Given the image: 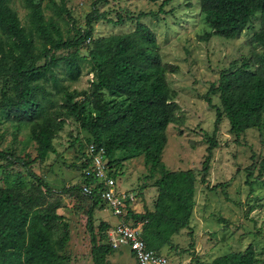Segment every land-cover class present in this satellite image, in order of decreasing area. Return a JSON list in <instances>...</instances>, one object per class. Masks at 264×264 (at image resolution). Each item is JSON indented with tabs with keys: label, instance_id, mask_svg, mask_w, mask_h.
Segmentation results:
<instances>
[{
	"label": "trees",
	"instance_id": "1",
	"mask_svg": "<svg viewBox=\"0 0 264 264\" xmlns=\"http://www.w3.org/2000/svg\"><path fill=\"white\" fill-rule=\"evenodd\" d=\"M43 1L26 0L30 25L25 27L10 6V0H0V111L6 112L8 120L31 126L30 140L35 143L36 151L35 157L29 153L18 155L14 149L0 151V264L65 262L68 257L61 253L69 244L71 231L66 217L58 211L66 208L87 218L93 263L109 264L108 257L116 251L107 241L112 226L102 222L98 238L94 225L96 209L105 207L101 191L106 184L84 175L91 162L86 153L91 144L104 148L110 176L115 180L123 162L138 156H143L150 167L146 180L153 179L154 172L159 170L153 210L145 206L142 213H136L130 209L125 222H141L143 240L150 249L161 253L164 247L173 246L175 235L190 227L199 182L194 170L171 171L162 162L168 141L166 130L176 122L178 111L166 73L168 70L174 73L178 67L163 64L157 37L141 19L159 20L168 0L163 1L157 13L134 15L127 11L126 16L119 15L116 20L99 9L100 4L112 0H97L86 17V27L73 25V38H65L60 26L46 19ZM47 1L56 14L73 20L65 0ZM199 3L210 26V31L199 40L235 39L258 16L261 30L251 43L264 48V0H199ZM100 20L114 26L135 22L136 27L131 33L94 39L93 25ZM88 41L90 47L86 45ZM84 48L87 55L82 54ZM57 52H61L59 57ZM257 60L255 72L250 71V63L246 61L235 69L221 71L218 82L203 96L216 109L215 134L223 118L229 120L230 132L237 139L250 129L263 128L264 55ZM85 62L92 68L90 92H85L81 95L84 99L78 101H74L75 95L67 93L62 109H55L58 102L55 93L62 91L61 82L79 80ZM59 68L64 69L63 79L57 73ZM48 85L56 92L49 90ZM217 94L220 108L212 103V96ZM66 119L76 122L92 140L83 145L79 136L75 139L80 143L82 185L55 189L32 167L55 152L53 140ZM215 134L207 138L209 147L201 170L202 184L209 182L210 163L218 146ZM119 152L123 156L117 157ZM17 167L21 169L16 170ZM92 185L90 195H85L84 186ZM209 188L212 191L221 188L228 196L224 184ZM145 189L147 186L143 184L137 196L143 197ZM193 262L205 264L197 258ZM259 262L250 244L246 250L216 258L210 264Z\"/></svg>",
	"mask_w": 264,
	"mask_h": 264
},
{
	"label": "rangeland",
	"instance_id": "2",
	"mask_svg": "<svg viewBox=\"0 0 264 264\" xmlns=\"http://www.w3.org/2000/svg\"><path fill=\"white\" fill-rule=\"evenodd\" d=\"M60 3V0H55ZM97 0H65L73 20L59 16L43 1L46 19H52L60 26L65 38H73V25L86 27V17ZM164 0H112L99 5L100 12H107L110 19L126 16L157 13ZM10 6L17 12L25 27H29L30 9L26 0H10ZM159 20L151 17L141 19L156 35L163 64L178 67L176 72L166 73L172 92V100L178 104L176 122L168 126L167 145L162 154V162L171 171L194 170L199 182L196 185L195 206L190 227L181 230L172 238L173 246L164 247L172 264H195L199 259L205 264L216 258L247 249L252 244L259 264H264V126L250 129L239 139L230 132V123L223 118L215 134L216 109L210 107L203 96L213 83L219 80V73L229 68L239 67L244 61L250 63V71L257 69L258 57L264 55V48L251 43V39L261 30L259 18L254 17L249 26L235 39L212 37L209 41L199 40L210 26L205 21L199 0H168ZM94 39L131 33L135 22L114 26L107 21H97L93 25ZM91 41L86 43L91 46ZM40 46L39 41L37 42ZM87 55V48L82 50ZM59 57L61 52H57ZM91 65L83 63V74L76 82L62 81V91L55 93V109H62L68 99L67 93L75 95L74 101L83 100L81 96L91 90L93 74ZM63 79L64 69H58ZM0 82V100H1ZM212 103L221 107L219 95L212 96ZM30 125H20L8 120L6 112L0 111V151L16 150L18 155L29 153L36 156L35 143L30 140ZM215 134L218 144L213 151L208 175V184L200 183L202 166L208 155L207 138ZM87 145L92 138L81 130L72 119H66L60 132L53 140L55 152L50 153L43 162L33 165V170L55 189L64 186L82 185L84 177L81 169L80 143ZM87 148V147H86ZM123 156L122 152L116 154ZM17 167L16 170H20ZM150 167L143 156L125 160L118 170L116 189L118 193L137 194L146 185L144 196L133 197V209L142 213L144 207L153 210L158 190L155 181L160 178L159 170L153 179L146 180ZM1 179V172H0ZM1 184V180H0ZM218 184L226 185L227 200L221 188L210 190ZM254 209L249 212V209ZM66 217L70 225L71 237L68 246L61 253L68 259L60 264H94L92 259L91 236L87 232V218L66 208L58 211ZM225 221V222H223ZM106 222L111 226L121 220L114 217L107 206L98 208L94 215L95 235L99 238V226ZM142 228V227H141ZM194 242V247L191 243ZM109 264H136L127 249L116 250L108 257Z\"/></svg>",
	"mask_w": 264,
	"mask_h": 264
},
{
	"label": "built area",
	"instance_id": "3",
	"mask_svg": "<svg viewBox=\"0 0 264 264\" xmlns=\"http://www.w3.org/2000/svg\"><path fill=\"white\" fill-rule=\"evenodd\" d=\"M88 158H90V166L84 171L87 178H94L99 182L106 184L101 191L102 199L108 210L114 217H117L121 222L112 226L107 232L108 243L116 250L128 248L135 258L137 264H172L169 258L150 249L142 238V223H134L133 220L125 222L129 210L133 209V197L137 194L126 192L118 193L116 189V180L110 176V168L108 162L105 160L104 148L91 144L86 151ZM94 185L88 187L84 186L85 195H90Z\"/></svg>",
	"mask_w": 264,
	"mask_h": 264
},
{
	"label": "crops",
	"instance_id": "4",
	"mask_svg": "<svg viewBox=\"0 0 264 264\" xmlns=\"http://www.w3.org/2000/svg\"><path fill=\"white\" fill-rule=\"evenodd\" d=\"M122 249H124V248H122ZM128 249V248H127ZM116 250V249H115ZM121 250V249H120ZM129 250V249H128ZM130 251V250H129ZM132 254V253H131ZM133 256V255H132ZM134 257V256H133ZM134 260H135V258H134ZM137 264V263H136Z\"/></svg>",
	"mask_w": 264,
	"mask_h": 264
}]
</instances>
